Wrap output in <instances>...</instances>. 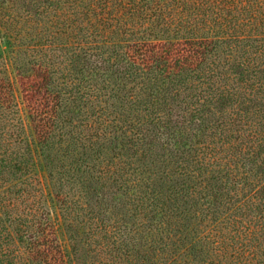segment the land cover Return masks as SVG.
Returning a JSON list of instances; mask_svg holds the SVG:
<instances>
[{"label":"trees","instance_id":"trees-1","mask_svg":"<svg viewBox=\"0 0 264 264\" xmlns=\"http://www.w3.org/2000/svg\"><path fill=\"white\" fill-rule=\"evenodd\" d=\"M0 26V264H264V0H0Z\"/></svg>","mask_w":264,"mask_h":264},{"label":"rangeland","instance_id":"rangeland-1","mask_svg":"<svg viewBox=\"0 0 264 264\" xmlns=\"http://www.w3.org/2000/svg\"><path fill=\"white\" fill-rule=\"evenodd\" d=\"M0 49L4 54L8 53L9 45L7 44L6 40L3 37H2V40L0 41ZM31 135H33V133ZM38 172H39V175H40L43 183L46 186V190L49 191L50 190L49 179H48L47 171H46V168L44 166V163H43L41 156H38ZM51 206H52L53 211L55 212L56 208L54 207V203H53L52 199H51ZM57 228H58L57 229L58 235L60 236V239L62 240V242H64L65 240L63 238V234H62L60 228L59 227H57Z\"/></svg>","mask_w":264,"mask_h":264}]
</instances>
